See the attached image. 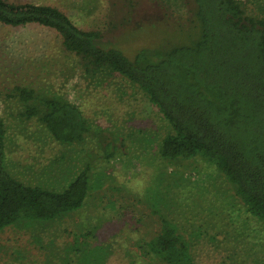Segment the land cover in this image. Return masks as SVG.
I'll return each instance as SVG.
<instances>
[{"label":"trees","instance_id":"obj_1","mask_svg":"<svg viewBox=\"0 0 264 264\" xmlns=\"http://www.w3.org/2000/svg\"><path fill=\"white\" fill-rule=\"evenodd\" d=\"M166 1L189 6L184 39L142 47L132 56L105 42L100 31L78 27L50 4L0 0V23L54 30L61 39V53L76 59L82 78L117 74L136 86L168 126L156 154L168 162L202 159L215 166L236 200L264 226V0H247L251 9L243 0ZM9 91L22 119L35 120L61 144L92 139V155L97 156L96 163H86L93 148L84 150V161L60 189L28 184L8 167L7 129L0 117V232L18 224L51 223L79 210L91 189L92 167L124 156L116 148V136L94 127L77 104L50 86L19 83ZM136 140L147 143L143 136ZM176 187L174 194L153 190L144 196L147 210H140L137 221L146 232L129 250L130 264H207L202 256L209 251L206 231L194 219L199 202L184 201ZM207 206L208 210L218 207L211 201ZM218 209L219 216L223 210L227 213L223 212L230 229L241 233L236 241L254 250L248 255L245 245L238 244L231 254L226 251L222 264H259L264 248L247 239L246 219H237L226 206ZM95 230H89L88 236L81 233L82 242L63 249L43 243L44 264H109L112 245L98 244L102 238Z\"/></svg>","mask_w":264,"mask_h":264},{"label":"rangeland","instance_id":"obj_2","mask_svg":"<svg viewBox=\"0 0 264 264\" xmlns=\"http://www.w3.org/2000/svg\"><path fill=\"white\" fill-rule=\"evenodd\" d=\"M9 1L56 6L78 27L100 31L105 42L129 56L142 47L157 46L167 39L183 40L187 33L183 30L188 26L189 6L180 7V3L166 0ZM246 4L251 9L250 3ZM60 44V36L54 30L0 23V117L7 129L8 167L16 178L28 184L60 189L70 172L84 161V150L93 148L87 153L91 158L85 159L86 163H96L93 158L97 156L92 155L95 151L92 139L80 144H61L51 139L35 120L18 116L9 90L19 83L47 85L69 98L94 127L100 126L111 132L112 137L116 136V148L124 156L92 167L91 189L79 210L51 223H30L26 227L18 224L0 232V264H44L47 250L42 248L43 243H55L63 249L82 242L79 235L88 236V231L94 228L102 238L98 244L112 245L114 261L112 257L109 264H130L134 241L146 232L144 224L137 221L140 210H147L143 207L144 196L153 190L174 194L177 185L181 199L199 202L200 209L194 219L206 231L209 251L202 256L207 264H222L226 251L231 254L242 243L246 254H254L252 245L236 241L241 233L230 229L223 212L227 213L223 210L219 216L218 207L226 206L237 219H246L247 239L259 242L264 248V226L236 200L231 186L215 166L202 159L168 162L156 154V146L168 126L145 95L117 74L82 78L78 62L61 53ZM142 136L147 143L136 140ZM103 141L104 136L100 141L102 147ZM208 201L218 207L206 209ZM85 238L92 243L91 238ZM259 264H264V252Z\"/></svg>","mask_w":264,"mask_h":264}]
</instances>
